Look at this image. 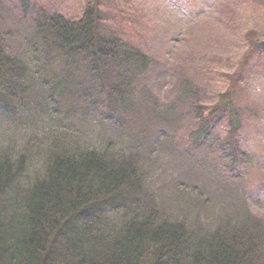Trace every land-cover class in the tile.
<instances>
[{"label": "trees", "instance_id": "obj_1", "mask_svg": "<svg viewBox=\"0 0 264 264\" xmlns=\"http://www.w3.org/2000/svg\"><path fill=\"white\" fill-rule=\"evenodd\" d=\"M18 2L21 9L27 8L23 0ZM100 2L94 0L78 21L39 10L25 24H11L8 10L0 4V264H264V226L254 215L246 211L249 216L237 214L239 218L229 213L204 223L197 207L203 208L206 201L196 195L200 203L179 208L178 213L186 214L177 216L158 204L157 194L150 189L151 171L146 172L145 160L139 159L145 149H125L105 138L104 132L97 142L85 143L81 129L86 123H73L77 111L61 112V96H73V84L84 79L90 81V89L77 90L75 96L89 101L101 90L103 103L93 108L98 118L110 106L128 111L126 97L135 85L132 82L148 69L147 58L138 48L113 32L112 20L105 15L114 8L101 9ZM225 8L233 28L242 24L243 20L234 19L239 9ZM104 26L110 27L107 33L102 32ZM248 31L247 50L228 76V91L218 96L222 101L212 111L205 116L198 113L205 87H195L185 77L209 81L208 66L202 65L194 67L193 73L180 74L176 87L190 111L155 114L163 123L177 124L184 116L191 126H198L188 133L190 148L179 151L171 141L180 163L170 182L175 187L183 188L175 178L189 179L184 178L183 157L187 153L196 157L194 147L200 143L214 151L198 162L203 173L212 172L227 189L237 186L232 182L238 170L250 161L233 139L241 129L234 93L250 57L264 60V39L254 29ZM18 36L27 48L15 52ZM54 54L60 72H68L62 82L50 80L47 72ZM57 85L69 91H55ZM225 110L231 131L212 136V143L203 122ZM125 125L111 136L120 138ZM159 132L167 134L164 129ZM160 146L153 144L148 151ZM204 182L215 184L207 177ZM199 194L205 195L204 187ZM239 207L249 210L245 203Z\"/></svg>", "mask_w": 264, "mask_h": 264}, {"label": "rangeland", "instance_id": "obj_2", "mask_svg": "<svg viewBox=\"0 0 264 264\" xmlns=\"http://www.w3.org/2000/svg\"><path fill=\"white\" fill-rule=\"evenodd\" d=\"M18 1L0 0L3 9L8 10L7 15L11 21L7 20L11 24L13 21L25 24L31 15L35 16L39 10L61 14L67 21H78L83 11L94 2V0H23L27 5L23 10ZM100 1L101 9L114 8L113 12L105 15L107 19L112 20L113 32L120 38H127L133 47L138 48L139 53L147 58L148 69L132 82L135 85L126 97L129 98L126 104L130 103L128 111L120 106H110L106 108L103 117L98 118L93 108L103 103L101 90L89 101H80L81 98L77 94L75 96L77 90L90 89L88 87L90 81L84 79L81 84H73V96H61V102L58 103L64 107L61 112L64 110L71 112L73 109L77 111L73 123L78 122V125L86 123L85 128L81 129L84 131L85 143H93V140L96 141L100 133L104 132L107 134L105 138L108 137L113 144L120 143L125 149H145V152L140 153L139 159L145 160L142 163L145 171H151L148 177V182L152 185L150 189L157 194L158 204L176 212L177 216L186 214L185 211L178 213L179 208L199 204L200 197L206 201L203 208L197 207L204 223L216 222L220 216L229 213L233 217H239L237 214L248 217L246 214L248 211L264 226V60L250 57L243 71V79L239 81L240 86L234 93L235 103L240 107L236 118L241 123V129L233 139L239 141L240 150L250 161L247 166L244 164L238 170L240 171L238 178L232 182L237 186L232 185V190L220 184L217 179L214 180L215 175L212 172L203 173L204 168L198 162L201 163L206 154L208 156L214 152L206 149L203 143L194 147L202 149L200 153L198 150L194 151L196 157L191 153L183 157L186 166L184 178L189 179L181 180V177L175 179L183 184L184 189L173 186L170 182L174 181L180 163L178 154L171 146L176 142L180 147L179 151L186 147L190 148L192 141L188 133L198 126H191L189 120H183L184 116L177 124L163 123L155 117V114L162 110H173L179 114L190 111L183 99L178 97L176 87L180 82V74L193 73L194 67L201 68L202 65L208 66L209 81H206L208 84L204 79L197 81L191 75L185 76L193 81L195 87L197 84L205 87L199 101L203 108L198 113H205V116L222 101V97L218 96L228 91V78L231 77L229 75L237 70V62L243 58L247 50V41L251 38V32L248 30L254 29L260 39H264V0ZM226 6L240 10L234 19L243 21L242 24H237L236 28L227 21L230 18ZM109 28L104 26L102 32L107 33ZM17 41L18 46L13 47L15 52L27 48V43L20 36L17 37ZM52 61L50 70H47L50 80L64 81L63 78L68 72H60L61 63L55 54ZM94 84H91V89ZM54 89L66 90L61 85ZM121 114L127 117L118 122V119L125 116ZM228 114L227 110L221 111L212 120L203 122L209 132L207 140L214 143L212 136L215 138L222 136L226 131H231ZM122 123L124 125L127 123L123 134L120 138H113L112 133ZM161 129L167 134L159 132ZM152 138L158 139L159 143ZM153 144L161 146L157 151L149 152ZM80 145L84 146L82 142ZM220 169V166L216 167L217 171ZM206 177L213 181L216 187L213 183H205ZM202 187L205 195L199 194ZM243 203L248 205L249 210L239 207ZM229 205L232 208H228Z\"/></svg>", "mask_w": 264, "mask_h": 264}]
</instances>
